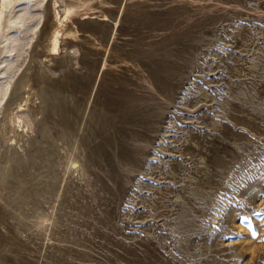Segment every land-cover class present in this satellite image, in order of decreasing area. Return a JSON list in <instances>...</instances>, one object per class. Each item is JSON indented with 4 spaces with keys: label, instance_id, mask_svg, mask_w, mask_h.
Returning a JSON list of instances; mask_svg holds the SVG:
<instances>
[{
    "label": "rangeland",
    "instance_id": "rangeland-1",
    "mask_svg": "<svg viewBox=\"0 0 264 264\" xmlns=\"http://www.w3.org/2000/svg\"><path fill=\"white\" fill-rule=\"evenodd\" d=\"M3 1L0 264H264V0Z\"/></svg>",
    "mask_w": 264,
    "mask_h": 264
},
{
    "label": "bare ground",
    "instance_id": "bare-ground-1",
    "mask_svg": "<svg viewBox=\"0 0 264 264\" xmlns=\"http://www.w3.org/2000/svg\"><path fill=\"white\" fill-rule=\"evenodd\" d=\"M21 0H4L3 1V4L5 5V7L7 6L8 8H10V7H12V6H14L15 5V3L16 2H20ZM23 1V0H22ZM17 3V4H18ZM21 3V2H20ZM31 3V2H30ZM4 7V6H3ZM6 7V8H7ZM16 7V6H15ZM6 8H5V10H6ZM8 8H7V10H8ZM11 9V8H10ZM20 15V16H19ZM19 15H16V16H14V17H11V16H9V17H11L10 19H9V17H6L7 19H5V20H3V19H1V20H3L2 22H1V24H0V30H1V34L3 35V36H5V35H7V34H5L6 33V31L8 32L9 31V29L8 28H10L12 25H13V23L14 24H16V25H23L24 24V22H25V19L27 18V14H25V13H22V15L21 14H19ZM3 15H1V17H2ZM4 17H5V15H4ZM25 17V18H24ZM28 19V18H27ZM12 28V27H11ZM7 29V30H6ZM5 34V35H4ZM5 40V39H4ZM12 42V43H11ZM7 44H5L4 46H3V49L5 50L6 48L7 49H14V45H12L13 44V40H12V38L10 37V39H8L7 38V42H6ZM54 47H53V49L55 50V48H56V43H54V45H53ZM3 51V50H2ZM5 54V53H4Z\"/></svg>",
    "mask_w": 264,
    "mask_h": 264
},
{
    "label": "snow or ice",
    "instance_id": "snow-or-ice-1",
    "mask_svg": "<svg viewBox=\"0 0 264 264\" xmlns=\"http://www.w3.org/2000/svg\"><path fill=\"white\" fill-rule=\"evenodd\" d=\"M258 215V214H257Z\"/></svg>",
    "mask_w": 264,
    "mask_h": 264
}]
</instances>
